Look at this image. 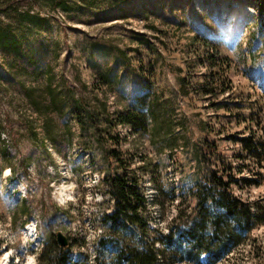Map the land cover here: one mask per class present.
<instances>
[{
  "label": "rangeland",
  "instance_id": "1",
  "mask_svg": "<svg viewBox=\"0 0 264 264\" xmlns=\"http://www.w3.org/2000/svg\"><path fill=\"white\" fill-rule=\"evenodd\" d=\"M39 4L28 13L0 1V143L9 153L7 163L0 153V264H53L57 256L64 264H118L125 245L154 248L157 264H199L186 256L188 242L178 229L196 212L197 219L212 214L196 196L198 188L216 186L211 178L220 169L235 180L230 187L237 196L260 203L264 218V170L239 140L251 133L264 139V4L70 0L57 12ZM191 36L206 38L230 59L226 93L214 98L181 91V79L196 86L204 72L200 63L185 67ZM118 48L132 58L130 67ZM45 66L52 67L55 84L79 98L84 126L79 129L72 115L56 118L59 130L69 120L70 131L62 128L55 141L37 144L25 129L32 107L19 82L40 88ZM152 98L166 121L159 135L152 134ZM250 112L252 122L246 120ZM108 133L118 134V147ZM113 147L133 156L128 170L147 164L138 171L144 227H120L107 218L112 194L99 182L113 172L104 154ZM23 202L28 216L21 214ZM57 232L67 245L56 243ZM227 253L232 264L263 256L264 221ZM200 262L208 264L205 254Z\"/></svg>",
  "mask_w": 264,
  "mask_h": 264
},
{
  "label": "trees",
  "instance_id": "2",
  "mask_svg": "<svg viewBox=\"0 0 264 264\" xmlns=\"http://www.w3.org/2000/svg\"><path fill=\"white\" fill-rule=\"evenodd\" d=\"M0 1L11 11H19L20 8H24L23 11L26 10L29 13L35 6L40 5V1L47 4L48 11H65L70 0ZM258 3L259 5L257 7H261L264 4V0H258ZM148 11L145 10V12ZM189 43V48L184 51L186 58V61H184L185 67L190 69L194 67L195 63H200L204 67V72L200 73L202 80L197 82L195 84L196 86H191L189 80L181 79V91L184 94L192 91L194 93L200 92V94L206 97L211 96L216 98L217 95L224 94L230 90L231 86L226 77V69L229 68L230 59L222 55L218 48L206 38L191 36ZM118 53L125 67H130L132 58L127 56L126 52L122 49L118 48ZM192 62L194 64H191ZM134 68L139 69L137 66ZM40 73L43 76V84L40 88L28 86L22 82L23 80L19 82L25 98L32 107L31 113L26 117L25 129L28 130L31 141L37 144L55 141L60 136L59 133L62 128L70 131L69 120H65L59 130L55 122L56 118L72 115L75 118V122L78 123L79 129H83L84 126V118L82 116L84 111L79 107L81 105L79 98H75L68 88L55 84V74L53 73L52 67L45 66ZM101 89L100 87H96L93 90L94 96L97 99H100L97 95L101 93ZM148 106L150 119L152 120V134L159 135L160 133H164L166 121L162 116L163 112L159 109V101L156 98H152ZM217 106L219 108L222 107L221 104H217ZM88 114L92 116V113L88 112ZM253 114L250 112L246 120L250 122L252 120L254 121ZM106 117L111 118L108 115ZM102 119L104 118L102 117ZM111 119H114V117ZM104 121L108 125H112V128L115 127L116 123L112 122L114 120L104 119ZM108 135L115 147H118L121 143L118 140V134L108 133ZM254 135L255 133H251L248 136L239 138V140L242 143V150L251 156V158L255 159L256 165L264 170V139L256 138ZM214 146L212 145V148ZM115 147L110 150H104V154L108 158L113 172L110 175L102 176L99 182L100 185L106 183V188H110L112 194V210L107 215V218L111 221L112 225H120V227H124L125 223H139L141 227H144L146 224L144 214L146 199L143 186L140 185L142 176L139 175L138 171L142 173L147 164L142 161L140 165L136 166V169L128 170V167L130 168L133 161V156L126 155L127 152L119 151ZM0 153L2 161L7 163L9 153L6 146L1 143ZM126 170L129 172H126ZM219 172V174H213V178H211V181L216 186H213V188H198V193L201 196H196L202 206L212 209V214L197 219L196 212L194 216H191L193 219L188 220L189 223L188 221L186 222L184 228L178 229L179 235L185 236L188 242L186 256L199 264L201 263L200 256L202 254L206 255V263L208 264L216 262L220 264H232V258L227 253L228 248L237 246L244 240L245 232L250 233L255 223L264 221V218L258 212L260 203H250L240 196H237L230 187V184L235 180L224 169H220ZM21 205L24 206L21 214L28 216L30 210L25 206L24 202ZM104 242L101 239L99 244L101 245ZM167 245L174 248V244L170 242ZM119 252L121 254L118 264H157L158 261V254L154 248L140 250L129 248L125 245ZM255 253L257 252L255 251ZM64 263L65 258L57 256L53 264ZM249 264H264V255L259 256V254H253V261H250Z\"/></svg>",
  "mask_w": 264,
  "mask_h": 264
},
{
  "label": "water",
  "instance_id": "3",
  "mask_svg": "<svg viewBox=\"0 0 264 264\" xmlns=\"http://www.w3.org/2000/svg\"><path fill=\"white\" fill-rule=\"evenodd\" d=\"M55 241L60 246H65L68 244L67 237L64 234H62L61 232H57L55 234Z\"/></svg>",
  "mask_w": 264,
  "mask_h": 264
}]
</instances>
